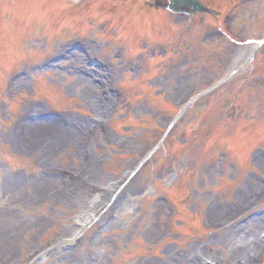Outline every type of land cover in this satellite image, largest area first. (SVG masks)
Returning a JSON list of instances; mask_svg holds the SVG:
<instances>
[{"label": "rangeland", "instance_id": "1", "mask_svg": "<svg viewBox=\"0 0 264 264\" xmlns=\"http://www.w3.org/2000/svg\"><path fill=\"white\" fill-rule=\"evenodd\" d=\"M79 1H83L82 3L85 6L91 2V0H0V9L4 12L2 13L0 10V13L4 15V19L0 22V85H2V80L8 76L7 73L13 68L27 67L30 62L39 59L47 52L49 54L45 55L46 57L58 53L62 49L63 44L73 38L72 36L66 37L68 39L64 40L61 37L70 36L79 26L82 32L84 31L83 39L96 55L101 58L108 57L112 61L111 69L108 72L110 82L117 84L120 81L125 90L131 84H139V99L134 101V98H124L120 104L122 105L120 109L123 108L121 110L119 108L117 110L116 105L113 111L111 106L106 112L102 111V109L99 111L96 107L98 105L96 102L99 87L80 75H71L70 68L67 66L72 64L69 59L59 62V66H62L63 71L56 68L51 69V71H38L29 68L28 73L19 79L15 86L8 88L6 85L4 94L8 97V94L13 92L15 97L7 102H4L0 97V220L2 221L0 240L4 229L11 231V219L17 223L21 222L22 225H17L19 242H15L16 253L19 252V256L17 258L14 257V263L22 262V258L31 252L32 249L42 248L44 251L52 246L55 235H62L63 228L67 227V234H69V224L72 223L71 220L74 216L70 217L71 215H66L65 212L57 210L56 207L49 209V203L43 204L45 202L35 194V189H38L40 185L44 184V196H46L49 189H53L55 185L59 186L60 184L59 180L50 179L45 181V179H41L43 166L53 168L57 178L59 172L66 171L71 173L69 169L75 171L78 168L80 170L83 162L76 150L80 146L79 144L89 136L93 147L96 148L92 152L94 157L91 158V161L95 158L96 164L94 172L90 171L88 175H91L90 182L104 184L111 182L120 173L125 162L114 161L113 155H116L117 152L111 148L105 149L107 142L113 145L126 142L128 147L130 144L132 148H138L135 147L136 144L133 142H138L140 135L134 134L138 135V137L133 138L128 135L130 133L132 135L133 131L141 133L139 129L148 134L155 133L159 117L166 115L165 110H167V107L164 106L165 103L171 104V101L183 99L186 97L184 96L186 93L188 95V93L200 88L198 85L203 81L200 80V77L204 74H195L197 73V68L206 66V70L209 69L213 73L219 74L218 77H220L223 68H226V73L231 76L238 72L242 74L241 72L247 69L245 65L253 50L251 44L246 46L240 44L242 47H239V52L237 47L234 48L235 51L227 52L226 45L218 43L216 46H211L212 50H206L207 54L204 57L200 54L197 55V49L193 45H195V40L198 39L200 34V26L196 27L195 32H192V30L191 32H186L185 30L177 32L175 26L177 27L188 20H185L186 18L183 16L167 13L166 24L159 28L154 25V20L157 16L156 11L159 9H153L147 12H136L139 15L138 20L143 18V21H145L144 17L145 15L147 16V24L141 25V22L137 26L133 23V27L152 34V36L151 40L146 37L140 38V41L133 42L134 45L145 47L146 49L143 55L132 56L133 52L130 50L129 43L131 39L127 41L124 39L116 40L112 36L97 32L96 29H103L106 22L100 26L97 23L98 19H93L92 16H89L82 20H76L71 24L69 19L64 18L69 12L68 7L74 6ZM140 1L127 0L125 2L130 7L128 15L130 12L137 10L138 7L145 10V6ZM215 2H218V0H215ZM48 3L49 5H47ZM99 3L100 7L109 6L113 8L115 6L118 9L114 13L115 15L119 10L121 11L119 0H97L95 5L98 6ZM255 4H246L235 9L232 13L234 29L250 31L252 28L254 29L252 31H260L261 28L258 29L256 24L252 26L250 21L256 17L255 14L259 13L260 10H264V0H259ZM221 6L219 5V8ZM4 9L6 10L4 11ZM250 10H254L255 13H249L248 11ZM141 13L145 15L140 16ZM235 13L237 14L234 17ZM197 22L195 23L197 24ZM262 28L264 30V26ZM115 32L117 33L116 30ZM73 40L81 39H75L74 37ZM114 43L116 44L114 45ZM164 45H169L168 54L173 52L172 55L176 53L178 55L171 61L168 59L166 63L159 61L157 65H153L154 61L160 58H148L146 53H149V55L158 54L160 50L164 49ZM41 48L44 50L39 51ZM236 53H238V56ZM72 60L74 62V58ZM187 62H197L198 64L186 65ZM64 64L66 65L64 66ZM159 65H161L162 70L158 69L156 71L155 67ZM126 68H132V71L128 72ZM189 73L191 74L189 75ZM263 73L264 66L258 71V76ZM258 94H260L258 89L254 90V92H249L245 99L253 103L254 101L264 103V100L259 99ZM142 96L146 97L143 98ZM109 100L117 102V99L112 97ZM31 104H35L33 113L56 107L62 109L65 112L64 114L79 120L82 119L77 116H83L86 119L87 115L97 117L102 122L107 119L106 125H108V129L106 134L108 141L104 139L103 133H100L98 129L94 132L92 131L93 134L91 132L87 137H84L81 133L79 135L76 130L71 132L56 123L34 119L26 123L27 133L15 148L10 142L11 135L15 133L19 117L28 109L27 106ZM117 104L119 106V103ZM254 107L249 111H253L252 114L257 115L258 113ZM154 113H158L156 120L154 119L155 123L146 126L143 123V118L152 116ZM261 115L264 116V114ZM13 116H16L15 120L6 125L5 122ZM135 116L141 117L142 122H137L134 119ZM117 119L122 122L114 125L110 124L111 121ZM84 121H87L88 125L85 123L86 127L80 129L79 132H85L90 128L89 121ZM242 128H245V125ZM90 130H93V127ZM219 132L220 130L217 133ZM37 138H40V140H37V144H35ZM130 140L132 141L130 142ZM174 141L172 144L171 142L169 143L171 144L169 150L174 153V156L189 154L188 150L197 155V159L193 162L188 156L182 158L187 159L185 165H194L190 167L192 171L188 172L187 175L183 176L182 174L178 178L175 173H170L163 180H160V185L165 189H181L180 195L178 192L175 193L173 191L174 199L178 205L176 207L177 210L170 214V205H173V203L169 205L168 201L165 202L163 200V194L159 193L155 200L165 202V206L162 208L154 207L152 211L157 208V212L162 217L161 219L160 216H155V218L151 219V215L148 214L140 216L144 209L147 211L148 206H145L141 212L137 211L136 216L130 219L131 213L137 210L136 199L138 198L132 197V201H129L128 205L123 207L125 209L128 206L131 213L122 218L120 216L117 217L116 221L111 223L107 230L103 231L93 245L87 244L88 234H86L81 239L83 246L72 252L75 258L71 264H139L140 262L143 264L146 259L161 261L166 256L164 255L166 251L178 250L185 253L188 247L196 241H205L206 243L198 245L199 247L194 251L190 249L192 252L188 257L193 258L197 252L207 253L211 248L212 256L220 264L232 260V255H229L227 250L224 249L227 247L223 244L224 239L239 238L237 243L241 244L247 238L242 236L241 233H232L230 236H226V234H230L226 232H218L216 236L211 235L208 237L214 231H210L205 237L206 229H209L207 224L210 225L211 223L209 222L221 219L224 216V210L227 205L230 204V207L233 201H237L239 198L245 203L247 194L250 191L262 187L261 182L259 183L258 181L259 176L264 177L263 159L255 161L251 158L253 154L250 153L249 159L251 158V160H248V162L242 160L243 162L235 169L232 167L235 161L233 159L226 160L223 157L212 162L213 166H209L206 165L208 161L204 160L206 154L201 157V154L196 151L199 150L198 141L192 142L189 147L187 142L183 144L185 141L183 136L175 137ZM234 141L231 147L236 148L237 146V150L239 149L243 152L242 159L246 158L248 154L247 142L243 141L241 136L237 137V135ZM215 144L216 142L207 148L209 153L212 148L215 147L216 149V146L220 145ZM39 145V149L36 148ZM11 155H14L15 159ZM253 163L256 165H253ZM91 167L92 163L89 164L88 169ZM103 168L105 172H103ZM111 171L115 172V174H111ZM141 181L136 188H145L146 180L145 182ZM160 185L150 184L149 186L153 189H161L159 188ZM171 185L176 186L172 187ZM237 190L238 192L235 194ZM152 192L156 194L154 190ZM244 193L245 195L241 197ZM36 198H38L37 202L34 200ZM155 200L152 199L151 203L155 202ZM260 203V207L264 206V190L263 200ZM68 209L72 210L74 208L68 206ZM213 209H216V213H212ZM176 211L179 212L178 216L175 215ZM40 220L44 222L39 224ZM4 223L9 227L5 228ZM164 223L167 225L166 233L161 235L158 231ZM170 223L172 224L171 226ZM152 227H154L153 230ZM247 228H250L249 225H247ZM146 229L153 231L149 237L145 231ZM180 230L201 236L186 238L185 235H181ZM33 233L35 234L32 239L28 240V237ZM154 235L157 236L156 239H153ZM6 237L4 236L5 240L7 239ZM221 246H223V249H221ZM11 248L12 245H8V242L0 243V257L5 253L8 256V251ZM260 259L264 262V251ZM32 264L64 263L58 258L50 257V259L46 258L39 262L34 261ZM168 264H172V261Z\"/></svg>", "mask_w": 264, "mask_h": 264}, {"label": "bare ground", "instance_id": "2", "mask_svg": "<svg viewBox=\"0 0 264 264\" xmlns=\"http://www.w3.org/2000/svg\"><path fill=\"white\" fill-rule=\"evenodd\" d=\"M37 140H40V138L36 139V141H35L36 143L35 144H37ZM40 145L36 146V148L39 149ZM213 212L216 213V209H213ZM0 226L2 227V221L1 220H0ZM241 239H243V238H241ZM0 242H1V240H0ZM236 242H238V240L224 239V241H223V244H228V246H230L229 254L232 255L233 260L235 261L234 264L239 263V261H236V259H240L241 260L243 258V253L245 251V248H247V245L245 243L237 244Z\"/></svg>", "mask_w": 264, "mask_h": 264}, {"label": "water", "instance_id": "3", "mask_svg": "<svg viewBox=\"0 0 264 264\" xmlns=\"http://www.w3.org/2000/svg\"><path fill=\"white\" fill-rule=\"evenodd\" d=\"M172 2H173V3H175L174 1H172ZM180 5H181V6H184V5H185V3H181Z\"/></svg>", "mask_w": 264, "mask_h": 264}]
</instances>
